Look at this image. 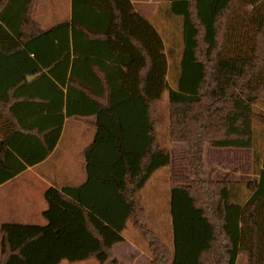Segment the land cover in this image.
I'll list each match as a JSON object with an SVG mask.
<instances>
[{
  "label": "trees",
  "instance_id": "trees-1",
  "mask_svg": "<svg viewBox=\"0 0 264 264\" xmlns=\"http://www.w3.org/2000/svg\"><path fill=\"white\" fill-rule=\"evenodd\" d=\"M169 2L166 34L176 42L167 53L162 34L130 0H73L71 23L47 31L32 17L34 0H0V23L17 41L0 57L27 50L40 62L29 73L38 78L23 76L0 99L10 138L22 136L17 154L34 165L22 148L41 144L44 160L60 138L64 110L93 118L95 128L84 152L87 181L46 191L45 226L2 225L0 264H124L114 246L130 223L151 264H238L242 254L247 264H264V152L256 144L264 137V0ZM84 42L90 50H79ZM166 92L169 138L189 147L193 177L171 188L173 250L148 229L140 199L171 163L156 130ZM207 145L254 150L247 200H239L237 185L206 177ZM9 155L0 142V157ZM25 169H9L4 181Z\"/></svg>",
  "mask_w": 264,
  "mask_h": 264
},
{
  "label": "crops",
  "instance_id": "crops-1",
  "mask_svg": "<svg viewBox=\"0 0 264 264\" xmlns=\"http://www.w3.org/2000/svg\"><path fill=\"white\" fill-rule=\"evenodd\" d=\"M39 1L34 0L32 17L40 25L42 30L47 31L59 24L71 23L73 17V0H69L71 13L67 20L52 27L47 26L46 28L41 23L43 22L42 12H38V18L35 16L40 7ZM130 2L135 11L147 20L159 33V27L165 28V32L171 28L172 25L167 20V11L170 5L169 0H130ZM16 47L17 41H15L7 30H4L3 25L0 23V48L6 51H13ZM73 47V43H71V51H73ZM90 48L91 45L88 46L86 42L79 43V50L88 51ZM28 55L30 53L26 50L24 53L0 57V99L7 97V87L11 83L19 81L23 76H26V80L28 77L34 76L29 73L35 67L34 64L40 66V62L36 60L33 54L30 55V58H28ZM112 63V61L108 62V64ZM84 64L92 66L91 62L86 61ZM71 70L72 65L70 72ZM36 75L39 77L41 74ZM80 76L82 75L76 74L78 80H80ZM87 76L90 78V75H83L85 79H87ZM70 77L71 73H69L68 79ZM101 79H105L104 74H101ZM64 92L67 93V90L64 89ZM262 111L264 112V109ZM64 114L65 120L60 138L54 150L44 160H40L45 152L41 144L32 146L25 145L22 148L23 154L32 155V161H37L34 165H30L22 156L17 154L16 150L22 142V136L11 139L13 126L0 118V142L6 143L7 149L14 155V157L12 155H9V157H0V205L2 202L10 203L11 207L17 211V217L19 219V222L5 224L45 226L47 222L45 225H39L35 221L44 218L43 214L48 209L45 200L46 191L49 188L58 190L66 187L78 188L87 181L84 152L92 144L95 137L94 119L76 116L69 118L66 116L65 110ZM84 141H87V143L85 144ZM261 143L263 144L262 149L264 152V137L261 139ZM70 151H73V153H70ZM21 164L25 165L26 169L14 178L4 181L9 173L8 170H17ZM169 226V235L171 237L172 219H170ZM129 233L131 238L127 236ZM123 237L125 241L114 246V253L121 260L128 259L129 257L128 260L130 263H137L136 260L142 257L141 253H144L142 250L144 248V242L136 230L132 228L131 223L123 233ZM1 245L2 238L0 241V257ZM126 253H129V256H126ZM148 264H151V262H148Z\"/></svg>",
  "mask_w": 264,
  "mask_h": 264
},
{
  "label": "rangeland",
  "instance_id": "rangeland-1",
  "mask_svg": "<svg viewBox=\"0 0 264 264\" xmlns=\"http://www.w3.org/2000/svg\"><path fill=\"white\" fill-rule=\"evenodd\" d=\"M39 4L40 7L35 16L38 18V12H42L43 22L41 23L44 28L47 26L52 27L60 22H63L70 16L71 5L69 0H40ZM158 29L165 40L166 52L168 53L173 45H175L176 36L172 37V32L170 37H168L165 32V28L159 27ZM46 48L49 47L46 45ZM158 117L159 124L156 128L158 142L163 149H166L169 152L171 163L170 166L163 168L154 174L150 182L147 184L144 190H142L140 199L147 213L148 229L156 232L162 238L164 243L171 250H173V243L169 235V225L171 219V188L174 185L187 184L193 179L190 167L191 151L186 144L172 143L170 141L169 98L167 92L164 94L162 100L158 104ZM262 127L263 126L260 123L255 124V130L258 133ZM259 138L260 137L256 138V144L258 148V144H260V147L263 148V144ZM84 143L86 144L87 141H84ZM70 153H73V151H70ZM204 158L206 163L207 178L215 181H227L237 185V187L240 189L238 193L240 198L239 200H247L248 193L245 190V186L256 178L253 149H222L207 145L205 147ZM17 214V211L11 207L10 203L2 202L0 205V230L2 224L19 222ZM35 222H38L37 224L39 225L46 224L44 218H41V220L39 219ZM127 236L128 238H131L130 233ZM142 250L144 251V253H141L142 257L137 259V263L134 264H148V262H151V257L149 254L144 248H142ZM126 256H129V253H126ZM128 259H125L126 261L121 259L119 260L124 264H132ZM61 264L70 263L62 262ZM74 264L99 263L95 260H88ZM106 264H110V262ZM238 264H247V258L245 255H240Z\"/></svg>",
  "mask_w": 264,
  "mask_h": 264
},
{
  "label": "water",
  "instance_id": "water-1",
  "mask_svg": "<svg viewBox=\"0 0 264 264\" xmlns=\"http://www.w3.org/2000/svg\"><path fill=\"white\" fill-rule=\"evenodd\" d=\"M38 77V75H34V76H30V77H28V81H31V80H33V79H35V78H37Z\"/></svg>",
  "mask_w": 264,
  "mask_h": 264
}]
</instances>
